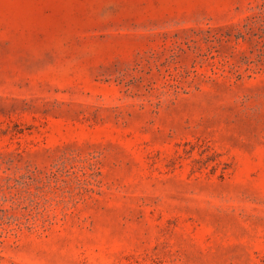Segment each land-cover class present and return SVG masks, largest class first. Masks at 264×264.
Returning a JSON list of instances; mask_svg holds the SVG:
<instances>
[{"label": "rangeland", "instance_id": "1", "mask_svg": "<svg viewBox=\"0 0 264 264\" xmlns=\"http://www.w3.org/2000/svg\"><path fill=\"white\" fill-rule=\"evenodd\" d=\"M0 264H264V0H0Z\"/></svg>", "mask_w": 264, "mask_h": 264}]
</instances>
